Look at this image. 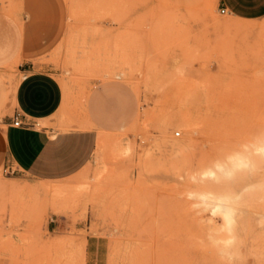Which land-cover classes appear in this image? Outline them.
<instances>
[{
  "label": "rangeland",
  "instance_id": "374dc122",
  "mask_svg": "<svg viewBox=\"0 0 264 264\" xmlns=\"http://www.w3.org/2000/svg\"><path fill=\"white\" fill-rule=\"evenodd\" d=\"M221 6L0 0L33 46L17 63L54 71L65 88L59 130L99 85L133 93L77 173L43 183L0 170V264H85L87 236L104 244L99 264H264V155L218 181L203 173L264 136V16L241 19ZM212 192L240 195L228 246L232 235L205 197Z\"/></svg>",
  "mask_w": 264,
  "mask_h": 264
},
{
  "label": "crops",
  "instance_id": "0c3cea01",
  "mask_svg": "<svg viewBox=\"0 0 264 264\" xmlns=\"http://www.w3.org/2000/svg\"><path fill=\"white\" fill-rule=\"evenodd\" d=\"M219 1L241 19L264 16V0ZM32 47L16 22L0 13V170L11 164L17 171L8 178L46 183L77 173L92 159L99 131L119 125L133 93L120 82L99 85L71 127L59 130L67 101L62 82L48 68H37L28 60L17 63ZM18 112L23 120L51 124L14 125ZM103 249L102 242L87 236L85 264H99Z\"/></svg>",
  "mask_w": 264,
  "mask_h": 264
},
{
  "label": "bare ground",
  "instance_id": "6f19581e",
  "mask_svg": "<svg viewBox=\"0 0 264 264\" xmlns=\"http://www.w3.org/2000/svg\"><path fill=\"white\" fill-rule=\"evenodd\" d=\"M236 23H237V21H236ZM238 24H239V22H238ZM238 24L236 26H232L233 25L232 23H231V25L227 23L226 26L233 29V30H237V31L238 30H246L248 27V25H242L241 24L242 26H240V25L238 26ZM95 65H96V63H95ZM97 65L99 67V63H97ZM105 67H110V66L108 64V66L106 65ZM91 70H93V69H91ZM108 70H107V72H108ZM128 70H130V69H128ZM107 74H109V73H107ZM112 74H114V72ZM101 76L104 77L103 74H101ZM112 76H114V75H112ZM108 78L109 77H107V79ZM186 130L188 132L192 133V130L188 126H187ZM113 137H111V138H113ZM109 139H110V136H108V140H106V141L101 140L102 144H103V142L106 144V142L109 141ZM115 139H116V137H115ZM117 140H118V138L116 139V144H117ZM107 143H110V142H107ZM113 144L115 145V142ZM111 147H112V145H111ZM255 154L264 155V136H261L256 141L252 142L247 147V149L244 151H238V152H235L233 154H227V156L222 161H216V162L211 161L209 166L207 167V169H203V173L205 176H210L211 178L212 177L215 178L216 181H218L221 177H231L235 173V171H237L239 169H248V168L252 169L251 167H254V165H253V159L251 156L255 155ZM205 197H206V199L208 198V200L210 199L212 202L211 213H212V216L215 218V223L217 224V226L222 230L229 231L230 234L232 235L229 238H227L226 240H224L225 241L224 246H228L234 238V231H235V228L237 225V216H238V209H237L235 204H236L237 200L240 198V195L239 194H233L231 192H219V193L212 192V193H209Z\"/></svg>",
  "mask_w": 264,
  "mask_h": 264
},
{
  "label": "built area",
  "instance_id": "2783aa9c",
  "mask_svg": "<svg viewBox=\"0 0 264 264\" xmlns=\"http://www.w3.org/2000/svg\"><path fill=\"white\" fill-rule=\"evenodd\" d=\"M220 12L221 13H226L228 12L227 7L226 6H221L220 7ZM13 124L14 125H39L38 121H34L32 122L30 119L28 120H23V115L21 113H16L13 119ZM5 173H9V174H13L15 173L17 170L15 167H13L11 164H7L4 168H3Z\"/></svg>",
  "mask_w": 264,
  "mask_h": 264
}]
</instances>
